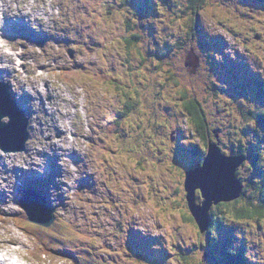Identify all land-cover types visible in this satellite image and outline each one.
<instances>
[{"label": "rangeland", "instance_id": "obj_1", "mask_svg": "<svg viewBox=\"0 0 264 264\" xmlns=\"http://www.w3.org/2000/svg\"><path fill=\"white\" fill-rule=\"evenodd\" d=\"M119 1L122 2L31 0L38 5L34 9L45 8L53 16L41 26L44 32L40 26L35 30L36 24H31L28 29L22 22V28L24 32L44 37L47 41L42 48L38 45L36 48L37 39L28 45L31 50L30 54L26 53V64L30 68H26L23 63V74L28 72V76L20 74L14 79L0 82L3 84L0 95L3 94L4 86H7L20 108L29 106L39 110L36 105L39 96L33 87L38 84L41 90L48 89L46 103L52 100L50 104H59L63 113L49 110V114L40 112L34 115L33 120L37 121L30 122L28 152L8 153L11 162L0 157V161L5 162L0 163V173L6 177L7 185L8 182L14 185L19 183L20 174L15 169L37 170L41 163L40 154L44 157L46 153L53 152L55 160L60 161L59 166L43 184L41 192L46 196L48 185L55 180L58 185L56 195L49 203L59 207L62 200L64 213L55 210L58 218L50 230L43 231L30 223L26 226L23 224L28 228L27 231L19 228L16 232V221L6 220L9 215H15L12 213L15 207L5 196V205H0L3 220L6 221L2 224L0 216V245L7 248L5 243L12 239L18 243L12 244V251H5L4 255L0 253V260L18 256L24 263L32 262L30 264H78L76 259H79L80 264H114V259L127 256L128 264H149V261L150 264H159V260L167 255V264H210V249L205 244L208 238L206 234L201 235L195 223L187 219L191 215L183 201L184 168H192L194 160L185 151H179L177 155L166 151L176 149L178 141L170 142V137L178 131L185 135L183 143L187 146L199 145L198 137L195 133L193 135L194 127L187 121V117L177 116L168 109L174 106L184 110L185 99L181 93L185 92L188 97L199 100L210 129H217L221 145L227 153H240L234 147L241 138L251 149L256 144L262 145L264 149V141L260 142L255 137L253 129L242 130L248 123L242 116L244 111L246 115L247 111H264V103L259 95L261 90L255 85L256 91L247 89L249 96L246 97L244 91L236 88L231 80L235 73L241 74L238 69L246 71V68L252 70L258 78L264 77V0H205L198 15V32L194 35L191 34L194 14L189 10L188 0ZM128 23H131V30ZM136 25H140L143 40L128 46L127 40L133 34H139ZM150 30L159 31L155 39ZM159 40L164 44L161 48H165L164 55H161L162 50L157 51L160 49ZM170 45L174 48L171 49ZM145 47L147 57L143 55L146 50L142 52ZM190 48H194L201 63V67L198 66L194 72L191 67L189 72L184 65V57ZM18 52L21 55L22 48ZM143 57L148 59L143 61ZM34 60L40 66L38 69L31 65ZM68 68H78L80 71L79 75L76 73L71 78L72 84L64 83L58 76L59 69ZM38 74H41L40 79L43 81L40 82ZM77 75L81 81L75 79ZM99 75L100 79L103 75L107 76V86L97 80ZM248 83L253 87L251 80ZM114 84L119 85L121 92L128 93L129 101L133 102L135 108L130 113L132 115L128 113L129 121L127 119L121 127V123L118 124L121 133L113 134L110 141H104V137H98V134L112 120L109 115L120 114L124 108L122 103L128 99L115 91ZM20 85H24L25 92L17 96L15 93H21L17 89ZM225 86L231 87L227 95L223 92ZM32 94L33 97L30 96ZM240 102L244 104L243 109ZM250 116L253 117V114ZM69 119L73 120L74 127ZM130 121L133 123L130 124ZM39 123L59 130L33 134V129L40 130ZM165 124L168 131L159 140L158 136L162 134ZM66 128L75 131V142L66 138ZM61 136L63 139H57ZM153 141L157 142L153 144L162 148L149 151ZM92 142L98 144L96 147L105 143L106 149L97 150L89 145ZM66 144H70L73 157L71 165L62 161ZM148 157L168 165L167 170L159 164L152 166L140 163L141 159ZM15 159L19 165H12ZM28 160L31 162L27 163ZM247 163L253 165L252 162ZM21 164L26 167H20ZM28 186L25 183V188ZM259 191V185L254 184L242 202H256L260 196ZM14 199L20 200L21 195ZM127 203L136 207L139 216H135L137 213ZM220 213L216 212L217 215ZM261 224L259 228L255 222L239 225L244 234L248 235L246 244L253 246L252 253L258 256H264V240H261L264 236V223ZM120 227L126 231L128 240L134 239V236L140 237V234L149 235L143 237L140 243H157L159 239L164 250L150 251L143 259L138 255V262L131 259L130 256L136 250L139 253L145 251V246L143 248L136 244L129 249L128 241L125 240L124 251H121L115 241L117 236L123 234ZM31 229L38 234L30 232V235L28 232ZM92 239L99 240L104 249H93L95 242ZM215 240L212 237L209 241L214 243ZM76 245H82L83 249L80 250L82 255L76 253L74 261L40 257L42 250ZM34 248L35 256L30 254L32 260L28 256ZM43 253L46 254L45 251ZM254 261L259 262L256 259Z\"/></svg>", "mask_w": 264, "mask_h": 264}, {"label": "water", "instance_id": "obj_2", "mask_svg": "<svg viewBox=\"0 0 264 264\" xmlns=\"http://www.w3.org/2000/svg\"><path fill=\"white\" fill-rule=\"evenodd\" d=\"M199 60L191 51L187 55L186 67L196 71L198 68ZM0 115L11 117L12 121L10 124L1 125L0 124V144L6 152H23L25 144L28 141V133L25 132V127L28 128V122L22 117L18 116L16 112L11 111L10 101L6 95V99L0 102ZM27 136V139L25 137ZM242 158L231 157L227 158L221 154L220 149L216 144H210L208 157L204 164V167L200 170L188 174L186 180V191L188 193L187 198L189 201L190 211L193 218L195 219L201 233L207 232L210 225L209 212L214 204H219L221 202H230L236 200L241 195L242 187L239 181L234 180L232 173L236 177L238 168L243 163ZM195 178H192V175ZM202 174L203 178H209L210 176L219 177L226 182V185L210 191L208 185L200 183L197 180V176ZM202 189L205 201L203 205H196L195 191L196 189ZM23 207L29 215L31 222L41 224L45 227H50L54 223L53 212H51L45 203H36L31 205L25 200L23 201ZM193 204H195L196 212L193 211ZM36 210L38 214L36 213Z\"/></svg>", "mask_w": 264, "mask_h": 264}, {"label": "trees", "instance_id": "obj_3", "mask_svg": "<svg viewBox=\"0 0 264 264\" xmlns=\"http://www.w3.org/2000/svg\"><path fill=\"white\" fill-rule=\"evenodd\" d=\"M188 4H189V10H191L194 14V19L191 24L192 25L191 34L194 35L195 33L198 32V15H199V11H201V8L205 4V0H188ZM128 27H129V30H131L130 23H128ZM141 39L142 37L139 31V34H133L132 37L127 40L128 46H132L133 44H136ZM74 74H76V71L69 69V70H63L61 74L59 75L63 81L71 82V78L73 77ZM99 77L100 76L97 77V80H99L101 84H104L105 75H103L101 79ZM75 79H77V76L75 77ZM258 84H260V89H259L261 90L260 98H262L264 97V88H262V86L264 85V81L260 80L258 81ZM117 90H120V89L118 88ZM120 93L121 95H123V97L128 98L127 92H120ZM181 94H182V98L185 99L184 100L185 113L187 115L188 120L191 119V122H193L195 129L200 134L203 133L206 139V146H208V142L210 140L209 139L210 127L207 126L208 123L206 121L205 112L203 110V107L201 106L200 102H198L196 99H192V100L189 99L187 93L182 92ZM116 100H119V98L116 97ZM126 100L127 102L125 104L122 114L117 115L118 119L116 121V126H113V125L111 126L113 128V132L111 131V128L109 127V129H107V134H117L118 133L117 131L119 130V126H118L119 118L125 117L128 115V113L130 114L131 112H133L135 105L133 104V102L129 101V98ZM259 112L261 114L259 113L258 117L262 120V122H264V111H259ZM185 113L182 111H178L176 115L178 114L184 115ZM169 120L171 121V117L169 118ZM106 135L104 137H106ZM203 135L201 137H203ZM247 146L248 145L244 144V146H242V149L246 152H252L251 146L249 147ZM239 155L248 158L249 162H252L254 166L257 165L256 160H260L258 152H256L255 155L257 157H255L254 159L251 156L245 154L244 152H240ZM243 200L244 199L233 202V203H222L215 208V209L219 208V210H215V212L211 211V214H210L211 223L209 225V230L207 234L208 237H211V235H214L216 233L217 234L220 233L222 235V233L219 232V228H220V224L222 225V220L227 215H231L233 218H238V219L249 218V217H254V216H260V217L264 216V197L258 200L260 202L257 205H252L247 200L243 203L242 202ZM218 211H221L220 215L215 214ZM190 221L194 222V219L190 217ZM237 242L238 241L232 238H217L216 237V240L214 241V243H212V245L210 243V247L208 246V249H210V253H209L210 264H212V262L216 264L218 263L219 264H247L245 262V259L254 261L256 258L249 257L247 256V254H245L243 257V253L239 252V250H237L232 245V244H236L239 246ZM226 249H230V252L228 254L225 251ZM218 259L219 261H216ZM256 261H259V260L256 259ZM257 263L264 264V258H262L260 262H257Z\"/></svg>", "mask_w": 264, "mask_h": 264}, {"label": "bare ground", "instance_id": "obj_4", "mask_svg": "<svg viewBox=\"0 0 264 264\" xmlns=\"http://www.w3.org/2000/svg\"><path fill=\"white\" fill-rule=\"evenodd\" d=\"M22 2L23 3H28L27 2V0H22ZM40 12H45V9H42V8H38V9H32V11L31 12H28L24 17H21V22H23V24H24V26L26 27V28H28V29H30L29 27H30V25L31 24H37V16H38V14L40 13ZM11 27H12V24L10 25ZM55 39H57V38H55ZM9 43L12 45V43L9 41ZM24 45H25V50L23 51V55L25 56V58H24V64H25V66H26V68H30L29 66H27V64H26V53H28V54H30V50L31 49H29V47H28V43L27 42H25L24 43ZM14 50V48L12 47V51ZM0 62H1V64H2V66H0L1 68H2V70H0V82H5V81H8V80H11V79H14V78H16V77H18V76H20V73L17 71V69H16V66H15V64H16V59H15V57H12V56H0ZM40 65H42V64H40ZM37 77H39V79H40V76H37ZM119 78V77H118ZM41 81H43V80H41L40 79V82ZM23 86L24 85H20L17 89H19L20 91H21V93H15V95H17V96H20L21 94H23L24 92H25V90L23 89ZM33 87H35L36 88V91H35V93L39 96V99L38 100H41L42 101V104H41V106H40V108H39V110L38 109H36V108H32V107H29V108H26V109H24L23 107H22V109L24 110V111H26L27 112V114L31 117V122H36L37 120H33L35 117H34V115H37V114H39L40 112L41 113H44V114H49V110L50 111H52V112H54V113H57V114H61V113H63L62 111H61V109H60V106H59V104H50L51 103V101L52 100H49L48 102H50V103H46V100H45V96H47L48 95V89H47V92H45V91H42L41 90V86H39L38 84H35V85H33ZM0 88H2L1 87V85H0ZM16 89V88H15ZM31 97H33V94L32 95H30ZM66 99V98H65ZM63 102H66V100H64ZM66 103H68V102H66ZM65 103V104H66ZM49 107V108H48ZM253 113H251L250 115H252ZM55 115V114H54ZM64 116H65V114H63ZM66 115H68V114H66ZM254 115V114H253ZM129 128V127H128ZM38 129H40L39 131H36V130H34L33 129V134H39L40 132H51V131H55V130H59V129H55V128H48V127H46V126H44V125H42L41 123H39V127H38ZM109 129V128H108ZM133 129V128H132ZM133 131V130H132ZM136 131V130H135ZM121 133V132H120ZM130 133V135H131V132H129ZM107 134V130L106 131H103V132H100L99 134H98V137L99 136H105ZM118 134V133H117ZM116 135V134H115ZM120 135V134H119ZM118 135V136H119ZM125 135V134H124ZM123 135V136H124ZM140 135V134H139ZM127 136H128V134H127ZM132 136V135H131ZM121 137V136H120ZM136 137V136H135ZM139 137V136H138ZM56 138V137H55ZM128 138V137H127ZM129 138H132V137H129ZM60 139H63V137L61 136V138ZM134 139V138H133ZM141 140H142V138H140ZM140 139H138V141H140ZM121 140V139H120ZM127 140V139H126ZM125 140V141H126ZM136 140H137V138H136ZM128 141V140H127ZM135 141V140H134ZM123 142H124V140H123ZM129 142H130V140H129ZM133 143V142H132ZM132 143H130V145H133ZM136 144H138L137 142H136ZM142 144V143H141ZM140 145V144H139ZM141 146V145H140ZM91 147H96V146H94L93 144H91ZM133 146H131V148H132ZM137 147H138V145L136 146V149H137ZM100 148L102 149V151H104L105 149H106V147H105V143H103V146H100ZM134 149V148H133ZM70 144H66L65 145V148H64V153H65V155L68 157L67 159H68V164L69 165H71V162H72V160L71 159H73V157H72V154L70 153ZM52 153V155H53V152H51ZM142 152H140V154H141ZM139 155V154H138ZM243 160H244V162H245V157H243V156H240ZM1 158H3V159H5L4 157H1ZM40 158L42 159V160H40L41 161V163H40V165H38V169L36 170V169H34V168H32V169H27V170H23V169H20L19 168V172H20V174H19V176L20 177H22L23 175H24V172H28V173H31V175L34 177V178H38L37 177V175H38V172H39V170L42 168V167H44L45 165H48V162H49V158L46 156V155H44V157H43V154H40ZM71 158V159H70ZM105 160V159H104ZM162 160L163 161H165V159H164V156H162ZM0 163L1 164H4L5 162L4 161H0ZM194 172H196V171H194ZM193 173V172H192ZM195 175L196 174H193L192 175V178L194 179L195 178ZM18 176V177H19ZM19 179V181H21V179L20 178H18ZM197 180H198V182H200V183H204V184H206V185H208V188H210V191H214V190H216V189H219L220 187H222V186H224V185H226V182L223 180V179H220L219 177H216L215 178V176H210L209 178H203L202 177V174H199L198 176H197ZM5 184H6V187H8L9 185H7V180L5 181ZM183 185H184V189H186V180H185V184H184V181H183ZM17 190H18V192L20 193V194H18L17 195V197L19 198V196L22 194V186L19 184L18 185V187H17ZM198 191H202V189H200V188H198V189H196V192H198ZM9 199V202L15 207V203L17 204V202L19 201V200H13V198L11 197V196H7ZM5 200V199H4ZM25 201L26 202H29V203H31V204H34L33 202H30L29 200H28V198L26 197L25 198ZM4 203V202H3ZM4 205H5V203H4ZM1 207V206H0ZM18 207V206H17ZM2 208V207H1ZM5 209V208H4ZM13 209V208H12ZM18 209H20L19 207H18ZM0 215H1V218H2V222H4V224L6 223V221L5 220H3L4 219V216H3V214L2 213H0ZM10 216L11 215H9L7 218H6V220H11V218H10ZM10 224V223H9ZM8 224V225H9ZM6 226V225H5ZM5 226H4V228H5ZM10 226V225H9ZM2 229H3V227H1ZM10 228H13L14 229V227H10ZM19 228H21L22 230H24L25 231V229H26V227H18V228H15L14 230L16 231V232H18L19 231ZM4 232H5V230H4ZM16 243H18L16 240H14V239H12V240H9L8 241V243H5L6 244V246H7V248H5L3 245H0V251H6V252H10V251H12L11 250V247H12V244H16ZM14 258V257H13ZM12 259V258H11ZM11 259H9V260H7V259H4V261L2 262V261H0V264H8L10 261H11Z\"/></svg>", "mask_w": 264, "mask_h": 264}, {"label": "clouds", "instance_id": "obj_5", "mask_svg": "<svg viewBox=\"0 0 264 264\" xmlns=\"http://www.w3.org/2000/svg\"><path fill=\"white\" fill-rule=\"evenodd\" d=\"M38 7L37 4L32 3L29 0V3H23L22 0H0V56H12L15 57L18 55L17 52L12 51L13 45L9 43L11 37L6 33V27L11 24H16L21 21V17H24L28 12H31L33 8ZM39 7H44V5H39ZM18 49V45L16 46ZM2 66V65H0ZM264 81V77L261 78ZM4 115H0V124L4 125ZM25 132L27 133V128L25 127ZM27 139V136L25 137ZM4 153L0 151V157H3ZM57 164L59 161L57 160ZM20 167H26V165L21 164ZM16 172H19V168L15 169ZM48 175V165L42 167L37 177H46ZM234 180H236L235 175L232 173ZM6 177L3 176V173H0V205L3 204L5 196H11L17 198L16 191L19 183L12 184L8 182L9 186L6 187L5 184ZM58 185L56 181L52 184H49L47 187L46 198L48 202L56 195V189ZM192 199H195L192 197ZM193 211L196 212L195 204H193ZM144 237H149V235H142ZM151 237V236H150ZM153 238V237H152ZM158 239V238H157ZM159 242L153 243L151 245L152 252H160L164 250V245L162 241L158 239ZM241 243V241H240ZM227 254L230 252V249L225 250ZM220 259V258H219ZM216 260V261H219ZM11 264H17L15 259H11ZM23 264V262H21ZM150 264V261H149ZM159 264H167V256L159 260Z\"/></svg>", "mask_w": 264, "mask_h": 264}, {"label": "flooded vegetation", "instance_id": "obj_6", "mask_svg": "<svg viewBox=\"0 0 264 264\" xmlns=\"http://www.w3.org/2000/svg\"><path fill=\"white\" fill-rule=\"evenodd\" d=\"M247 113H248L249 116L246 115V112H244L243 115L246 117L248 123H251V124H254V125H255V127L253 128V132L256 133V132H257V126H258V125H262V122H260L259 119H258V116H259V113H260V112H251V111H247ZM251 113L254 114L253 117L250 116ZM260 114H261V113H260ZM207 126H209V125L207 124ZM209 139H212L211 130L209 131ZM201 142H202V148H203L202 151H205V150H206V149H205V140H204V142L201 140ZM209 143H210V140H209L208 144H209ZM245 158H246V157H245ZM248 161H249L248 158H246V159H245V163H244L242 169L245 168V166L247 165V162H248Z\"/></svg>", "mask_w": 264, "mask_h": 264}]
</instances>
